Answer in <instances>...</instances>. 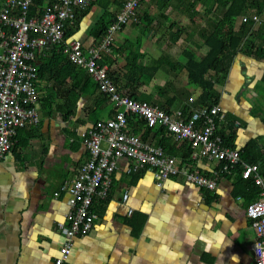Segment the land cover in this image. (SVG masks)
<instances>
[{"label": "crops", "instance_id": "obj_1", "mask_svg": "<svg viewBox=\"0 0 264 264\" xmlns=\"http://www.w3.org/2000/svg\"><path fill=\"white\" fill-rule=\"evenodd\" d=\"M146 2L141 12L154 5L158 13L157 1ZM174 6L170 2L168 8ZM171 9L163 13L167 15ZM100 13L99 8L92 7L78 25L71 26L64 40H78L83 47L92 45L97 40L91 30ZM259 17L264 21V13ZM241 20L242 16L236 22L240 24ZM132 29L134 25L129 23L116 33V49L137 36L128 34ZM155 30L144 36L141 52L145 54L144 62L157 53L160 67L154 79L158 77L159 81L154 87L160 89L159 96L154 97L155 92H148L143 86L138 94L171 111L196 109L191 107H196L198 96L176 89L181 81L191 86L187 77L181 81L175 78L183 65L177 62L182 49L176 48L174 39L163 38L160 29ZM168 43L173 47L168 49ZM201 49L200 57L208 48L201 44ZM112 56L115 62L109 70L121 72L125 56L118 52ZM40 62L39 57L38 65ZM162 70L166 73L160 78ZM263 74V60L243 51L237 53L225 80L217 84L218 106L227 115L217 128L227 124L228 118L236 127L231 145L240 149L250 139L258 138L264 155ZM66 81L60 88L56 85V96L51 92L53 77L48 73L38 77V122L19 129L15 145L0 157V264H54L63 245L64 236L57 222L64 219L69 208L68 196L65 192L54 196V192L69 184L79 165L87 160L83 134L92 123L89 113L97 106L93 96H83L72 106L73 113L68 114L63 90L71 81ZM99 92L102 91L97 88L96 94ZM113 112L114 104L108 99L99 107L98 119L112 116ZM169 137L172 151L183 143ZM149 142L157 143L156 139ZM165 152L181 162L190 157L183 159ZM192 162L205 176H213L212 172L221 165L200 158ZM130 165L127 160L118 161L108 196L94 205L98 219L88 233L74 238L63 264H255V234L245 211L247 200L237 193L233 174L219 173L215 188L209 190L181 175L169 176L158 184L154 170L128 171Z\"/></svg>", "mask_w": 264, "mask_h": 264}, {"label": "built area", "instance_id": "obj_2", "mask_svg": "<svg viewBox=\"0 0 264 264\" xmlns=\"http://www.w3.org/2000/svg\"><path fill=\"white\" fill-rule=\"evenodd\" d=\"M31 14L35 0H0V157L15 145L17 131L38 122L36 103L38 58L52 44H62V51L75 65L83 67L94 79L98 89L114 104L112 116L91 123L83 134L88 150L72 181L54 192L67 193L69 208L57 228L64 236L63 245L54 264L68 258L77 235L88 233L98 219L94 205L108 196L112 175L119 160H127L128 171L146 168L154 170L158 184L169 176L181 175L188 182L213 190L217 175L240 165V176L258 186V198L246 206L252 221L255 242L252 259L264 264V176L255 163H246L239 148L223 144L216 133V118L223 120L225 112L218 105L196 108L184 114L182 110L167 111L145 100H137L121 90L109 76L108 65L102 63V52L109 51L115 34L135 20L141 0H122L115 20L99 41L83 47L78 40L66 42V27L75 22V11L90 0H41ZM252 19L262 22L258 15ZM246 20V17H242ZM140 118L150 128H163L166 134L191 148L189 159L181 162L169 155L159 144L143 140L129 129L128 115ZM222 163L213 176L201 174L192 162L196 159ZM123 199H126L124 195Z\"/></svg>", "mask_w": 264, "mask_h": 264}, {"label": "trees", "instance_id": "obj_3", "mask_svg": "<svg viewBox=\"0 0 264 264\" xmlns=\"http://www.w3.org/2000/svg\"><path fill=\"white\" fill-rule=\"evenodd\" d=\"M146 1L148 0L140 1L137 9V17L130 22L138 27L140 35L136 36L134 40H126L119 47L120 49H116L113 42L109 51L104 50L102 52V63L108 65V68L111 63L115 62V58L112 56L113 52H118L119 55L125 56L126 63L124 69L121 72L109 70V76L121 90L137 100H144L138 94L139 87L145 83L152 82L160 67V61L158 59L154 60L152 64L145 63L142 60L145 57V54L141 52L144 36L151 29H157L155 30L157 32L161 29L162 22L158 18L169 20L167 15L163 13V9L172 0H155L157 1L158 13L157 11L149 13L146 10L141 12V4ZM179 1L183 2V5L179 2L180 5L176 7H180L183 13L189 14L192 22L197 23L198 19L195 17L201 14L195 9L198 0ZM41 4V0H35L34 6L30 9L31 14ZM122 5V0H90V3L86 7L76 9L75 26L78 25L80 19L89 13L92 7L99 8L101 13L91 30L92 35L99 41L115 20V16ZM202 13L205 16V21L210 18L212 20L206 27H199L203 37L202 45H205L208 49L200 57L197 51L183 48L180 56L183 59L182 67L186 72L188 80L190 83L198 86L200 90L197 102L195 103L196 107L191 108L205 107L210 109L212 106L218 105L220 93L217 90V84L219 81L225 80L232 61L239 51H243L264 61V21L256 24L252 19L253 15L261 16L264 13V0H204ZM240 16L246 17V20H241L240 24L237 25L236 19ZM175 26L176 22L172 21L169 27L173 28ZM71 29V26L66 27L65 35L69 34ZM185 29L186 27L176 28L174 33L175 35H179ZM194 32L195 29L191 31L190 35L194 34ZM65 35L64 38H66ZM62 48V44H52L41 53L39 56L41 62L38 65L37 79L38 77L42 78L46 73L49 74V77H53L54 86L51 87V92H55L56 85L60 88L66 80L71 81L69 86L63 90V94L67 95V97H64V103L68 107V114L73 113L72 106L75 105L78 98L93 96L97 106H94L95 109L89 113V119L94 122L98 119L97 112L99 107L107 102L108 95L103 92L96 94L97 84L92 81L83 67L73 64L68 59L67 55L62 51ZM36 84L38 86V83ZM261 84L264 85V74L261 79ZM55 95H58L57 91ZM152 104H157L158 107L169 111L168 107H164L162 104H158V102L153 101ZM190 110L192 109L185 107L182 111L184 114H188ZM128 119L130 122V131L140 135L143 140L153 141V139H156L157 144L163 146L168 153L180 155L183 159L190 155L191 148L185 145L184 142L172 151L170 146H173V144H170V137L163 128H150L140 118L130 114L128 115ZM222 121L217 117V126ZM225 121L227 124L221 125L220 129L217 128L216 133L221 137L223 144L232 146V138L235 134L236 127L234 122L229 121L228 118ZM261 149L259 139L253 138L245 146L240 148L239 151L242 161L257 164L259 171L264 175V155ZM223 174H233L236 177V191L239 195L246 198L247 205L258 198V186L250 179L241 178L239 164Z\"/></svg>", "mask_w": 264, "mask_h": 264}, {"label": "rangeland", "instance_id": "obj_4", "mask_svg": "<svg viewBox=\"0 0 264 264\" xmlns=\"http://www.w3.org/2000/svg\"><path fill=\"white\" fill-rule=\"evenodd\" d=\"M179 0H172L171 1V4L176 5H180L179 4ZM203 2L204 0H198L197 1V4L195 5V9L198 10V12H200L201 14H198L199 16H196L195 18L198 19L197 23H194L190 20L189 18V14H185L182 12L181 8L180 7H172L171 8H168L165 7L163 9V11H166L167 9V12L169 9H171V12L170 13H167V16H169V20L167 19H164V18H158L159 20H161L162 22V26H161V29L159 30L160 33L162 34V37L165 38L167 41H170L172 39H174L176 41V48H178L179 50L183 49V48H187V49H193L195 51H197V54L198 55H201L202 54V49H201V44H202V35H201V30H199V27H206L208 25L209 22H211V18L209 20L206 19L205 21V16H203V13H202V5H203ZM147 2H144L141 4V6H144ZM181 5H183V2H180ZM95 10H97V8H95ZM156 11V7L154 5H152V7L149 8L148 12L151 13V12H154ZM200 16H203V17H200ZM200 18V19H199ZM174 21L176 22V26L173 27V28H170V24L171 22ZM91 23H94V20H90ZM239 21L236 22V24H238ZM181 27H186V29L184 31H182L179 35H175V30L176 28H181ZM135 29H132L133 32H129L128 34H132L134 36H138L140 35V32H139V29L138 27L134 26ZM195 29V32L194 34L190 35L191 34V31ZM146 35V34H145ZM178 36V37H177ZM176 38V39H175ZM134 40V39H133ZM200 44V45H199ZM173 47V44L171 43H168V49ZM179 58L177 60L178 62V65H181L183 64V59L181 57H177ZM158 59L157 58V53H153L151 54V56H148L146 59H145V63H149V64H152V61ZM176 64V66H178ZM183 65L180 66V71L176 72V76L175 78L178 80V81H181L183 79H185L187 76H186V72L185 70L183 69L182 67ZM166 72H164V70L160 71V74H159V77L161 78L162 76L165 75ZM169 74V73H168ZM158 75V72L155 74V76ZM154 76V77H155ZM159 81V78L156 77V80L153 79L152 82H150V85H142L143 88L150 92L151 90H153L155 92V95H153L154 97H158L159 96V91L160 89H158L157 87L155 88L154 86L156 82ZM183 82V81H181ZM180 82V85L178 87H176V89L179 91V90H186L187 92L185 94H190L192 96H198L200 90H199V87L190 83L191 86L185 84L184 82L181 84ZM154 83V84H153ZM167 87V86H166ZM165 87V88H166ZM196 90V91H194ZM194 91V92H193ZM162 95V93L160 94V96ZM187 96V95H186ZM162 98V96H161Z\"/></svg>", "mask_w": 264, "mask_h": 264}]
</instances>
